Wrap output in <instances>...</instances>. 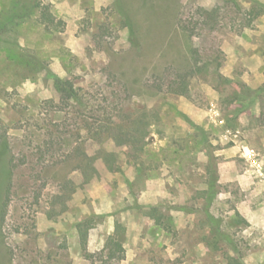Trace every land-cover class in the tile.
I'll return each mask as SVG.
<instances>
[{
	"label": "rangeland",
	"instance_id": "1",
	"mask_svg": "<svg viewBox=\"0 0 264 264\" xmlns=\"http://www.w3.org/2000/svg\"><path fill=\"white\" fill-rule=\"evenodd\" d=\"M121 1L0 0V264H264V0Z\"/></svg>",
	"mask_w": 264,
	"mask_h": 264
},
{
	"label": "trees",
	"instance_id": "2",
	"mask_svg": "<svg viewBox=\"0 0 264 264\" xmlns=\"http://www.w3.org/2000/svg\"><path fill=\"white\" fill-rule=\"evenodd\" d=\"M117 2L119 4H122L121 0H117ZM125 16L128 18V23L130 22L129 16L125 13ZM56 84H57V88L60 91V96L62 98V100L65 103H68L70 100L76 99L79 95L78 91H76L74 88L70 87L67 82L58 77L56 79ZM123 130H120L118 135L121 137H123L122 134H124V136L126 137L127 143L130 142L131 138H136L134 136L130 137V132H124ZM119 136L117 137V135L115 137H113L115 140H119ZM124 139L122 138L121 141H118V144H123L125 143ZM11 183H12V178L8 175H6L3 171L0 170V209L5 208L8 204V197L10 195L11 192ZM216 183L212 182L210 183V188L209 190L206 191V200H207V208L211 205V203L214 201L216 195H217V191L215 188ZM5 199V200H4ZM208 212V217L211 220V222L214 224L215 226V231L218 233L217 235L222 237L221 231L219 230V226L221 223L220 219L215 218L212 214ZM84 223H80L79 227L80 229L84 228L83 226ZM86 238H87V233L85 229L81 230V239L83 241V243L85 244L86 242ZM110 244L114 243L115 248L114 250H118L120 252V254H122L121 252L123 251L122 246L120 241H118L114 236H110ZM115 252V251H114ZM116 254V253H114ZM122 256V255H120Z\"/></svg>",
	"mask_w": 264,
	"mask_h": 264
}]
</instances>
